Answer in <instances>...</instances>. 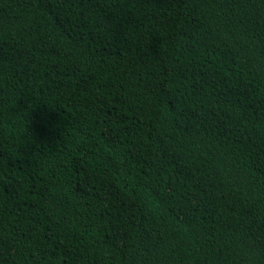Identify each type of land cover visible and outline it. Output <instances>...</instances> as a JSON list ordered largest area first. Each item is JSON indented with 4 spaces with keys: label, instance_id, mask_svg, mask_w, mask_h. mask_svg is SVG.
Returning <instances> with one entry per match:
<instances>
[{
    "label": "trees",
    "instance_id": "trees-1",
    "mask_svg": "<svg viewBox=\"0 0 264 264\" xmlns=\"http://www.w3.org/2000/svg\"><path fill=\"white\" fill-rule=\"evenodd\" d=\"M0 264H264V0H0Z\"/></svg>",
    "mask_w": 264,
    "mask_h": 264
}]
</instances>
